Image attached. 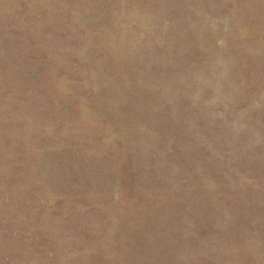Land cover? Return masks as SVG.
Here are the masks:
<instances>
[{"label": "rangeland", "instance_id": "rangeland-1", "mask_svg": "<svg viewBox=\"0 0 264 264\" xmlns=\"http://www.w3.org/2000/svg\"><path fill=\"white\" fill-rule=\"evenodd\" d=\"M0 264H264V0H0Z\"/></svg>", "mask_w": 264, "mask_h": 264}]
</instances>
